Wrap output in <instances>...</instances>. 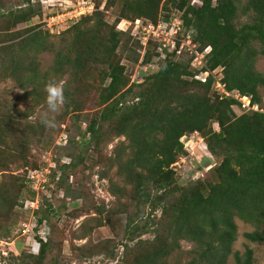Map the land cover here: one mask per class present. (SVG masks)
<instances>
[{
	"label": "trees",
	"instance_id": "trees-1",
	"mask_svg": "<svg viewBox=\"0 0 264 264\" xmlns=\"http://www.w3.org/2000/svg\"><path fill=\"white\" fill-rule=\"evenodd\" d=\"M117 1L121 3L119 20L142 18L155 22L159 5L164 0H105L104 9L93 0L96 10L81 16L80 21L94 19V23L86 31L78 29L70 49L65 45L55 49L48 32L37 26L21 31L12 29L39 15L38 3L24 0L15 9L0 6V81L12 78L23 88L31 85L25 95L33 104L24 119L45 100L41 86L46 84L45 76L49 71L62 76L82 75L85 56L102 53L95 49L86 53L88 49L81 42L88 38L86 32L99 34L103 31L106 34L103 48L109 52L115 50V38L123 32L116 28L118 19L112 25L106 23L103 10L105 5L111 7ZM191 1L171 2L181 13L183 25L191 33L198 51L210 47L202 70L221 67V83L225 90L248 97L250 105H257L259 110L236 114L232 106L239 101L220 98L212 92L210 75L204 82L187 79L196 71L188 62L177 61L170 54L158 62L154 74L139 83L130 82L122 64L109 61L100 79L98 109L85 133L95 146L103 142L106 135L124 138L116 147L112 163L123 181L133 184V192L143 198L142 203L148 204L150 214L160 209V217L152 223L151 240L138 239L146 225L139 231L135 220H129V241L138 239L134 244L137 253L131 264H227L230 257L234 264H252L253 252L249 247L242 254L232 247L237 236L236 218L255 228L243 234L247 240L264 244V106L259 107L264 74L254 69L257 57L264 56V0H200L198 4ZM239 16L247 17L246 21L237 22ZM97 46H101L100 41H96ZM50 51L53 52V65L42 72L37 58ZM153 56L147 53L144 62H150ZM39 78L44 80L38 82ZM64 88L68 101L64 105L63 116H66L69 110H76L77 97L70 92L67 81ZM19 120L11 115L4 116L0 122V185L8 175L5 173L9 168L8 159L21 154L22 145L26 147L27 141L37 135L36 127L41 125L37 120L29 122L28 132L22 134L18 149L20 132L16 127ZM213 123L217 129H213ZM192 133L203 137L210 154L207 158L213 166L202 178L181 184L173 165L187 155L180 138ZM89 140H82L81 144ZM72 143L67 140L66 144ZM207 158L199 160V170H203V159ZM70 159L68 164L60 165V169L75 167L73 156ZM123 192L118 194L123 195ZM7 201L0 192V205L4 204L10 211L15 204L6 205ZM53 211L47 203L45 213ZM38 212L42 213L40 209ZM43 221L47 222L44 213L37 218V225ZM181 241L193 243V248L187 251L189 259L172 263L171 257L181 249ZM49 244L48 237L41 242L36 255L24 254L20 261L43 264Z\"/></svg>",
	"mask_w": 264,
	"mask_h": 264
},
{
	"label": "rangeland",
	"instance_id": "rangeland-1",
	"mask_svg": "<svg viewBox=\"0 0 264 264\" xmlns=\"http://www.w3.org/2000/svg\"><path fill=\"white\" fill-rule=\"evenodd\" d=\"M22 1L24 0H0V6L3 5L4 9H15L22 4ZM32 1L39 4L41 13L27 22L18 23L12 29L21 31L28 27L37 26L48 32L55 49L63 47V45L69 49L73 48L71 44L78 29H85L86 31V28L94 23V19L81 22L78 18L74 23L62 24L64 30H59V33L56 32V29L50 32L47 30L44 19L56 13L67 12L68 6L74 0ZM88 1L93 2V0ZM95 1L100 9H104L105 0ZM171 1L164 0L160 3L157 21L137 19L143 23L156 24L172 17L181 18V13L177 11ZM120 9L121 3L118 1L108 8L105 5L103 11H105L104 18L107 24L112 25L117 19L118 22L120 21ZM165 15L168 16L167 19H165ZM246 19L245 16H239L236 21L242 23ZM68 25L70 28H66ZM131 28L129 27L125 32L121 31L123 34L115 38L117 46L111 52L102 46L103 41L106 40V34L103 31L99 34H95L93 31L91 33L86 32L88 38L81 41L88 49L86 53L92 49L100 50L102 53L98 56L92 54L85 56L86 66L83 74L62 76L49 71V75L45 76L46 83L50 80L63 83L67 81L70 92L77 97V105L74 108L76 110H69V113L63 116L65 111L63 106L61 112L55 117V127L48 128L40 123V114L46 110L45 100L34 108V113L29 118H23L25 113L31 110L33 104L30 97L25 95V90L31 88V85H26L23 88L12 78L0 81V122L4 116L9 118L13 115L20 119V124L16 127L20 132V134L18 133L20 137L17 138L18 149L21 145L22 134L28 132L29 122L37 120L39 121L38 124H41L36 127L37 135L29 142L27 141L26 147L22 145V155L17 152L18 154L14 155L13 158L8 159L9 168L8 171H5L8 175L7 177L4 176L5 183L0 185V192L8 199L5 204L9 205V202L15 204L10 211H8L9 207H4V204L0 205V264H23L20 257L29 252L25 247V237L21 236L20 229L32 217L37 220L43 213L46 214L47 222L42 231L45 232L47 239L49 237L50 243L43 264H131L137 253L134 247L137 240H151L153 238L152 223L160 217V209L150 214L148 204L144 205L142 203L143 198L136 196L137 193L133 192V184H127L123 181L122 176L118 174L117 166L111 161L116 152V147L124 141V138L106 135L103 142L101 141L98 146H95L85 133L89 120L98 109L97 96L100 87H102L100 79L103 76V71L106 70L107 62L116 61L122 64L124 74L130 82L134 83L141 82L145 77L158 70V62L160 61L157 52L159 41L148 40L147 44L143 46L139 40L132 36ZM185 29V27L182 28L179 35L186 32ZM3 39L5 38L3 37ZM96 41H100L101 46L96 47ZM105 44L108 45V43ZM204 49L198 52L205 54ZM147 53L154 55L150 62H144ZM174 59L188 62V65L196 71L195 73L202 71L200 66L196 64L197 62L193 64L192 57L188 58L187 55L183 54L174 57ZM37 61L42 72L50 70L53 65V52L41 53ZM254 69L264 74V56L257 57ZM210 76L212 78L211 91L219 95L217 83H221L222 68L217 67ZM187 79L201 81L195 78V74L192 78L188 77ZM43 80V78H39L38 82ZM44 85L41 86L42 90ZM259 91L261 96L259 107H262L264 106V90L260 88ZM127 99L129 101L131 98ZM243 103L244 99L239 101V104L232 106L236 114L249 110L243 108ZM212 126L213 129H217L214 123ZM62 133L66 135L67 140L73 141L71 145L57 144ZM9 136V134L6 135L8 141L11 138ZM82 140H89V142L81 144ZM192 145L195 154L192 156L189 154V158H183L176 165V173L178 172L180 176L185 171L187 173L194 171L197 162L205 155L204 141L200 142L194 138ZM70 156L74 158L75 167L60 169V165L70 162ZM21 157L24 160H21ZM202 164L208 165L207 160L203 159ZM36 174L39 175V179H42V175H44L46 181L41 183L36 178L32 180L29 178ZM1 178L2 175H0V180ZM61 179L62 183L59 184ZM16 181L18 182L16 183ZM179 183L183 184L181 181ZM121 190L124 191L123 195L118 194ZM67 191L68 194H66ZM47 203L54 209L53 212L45 213ZM39 209L42 213L38 212ZM130 219L135 220L137 223L135 225H138L139 231H142V227L146 225L143 234L134 241H129L131 237ZM235 223L237 236L233 243V250L242 254L245 248L249 247L253 252L252 264H264V244L251 242L243 236L245 232L253 231L255 228L238 218L235 219ZM192 248L193 243L181 241V249L171 257V262L174 263L178 259L181 262L186 261L189 259L187 251ZM227 264H234L232 257L228 259Z\"/></svg>",
	"mask_w": 264,
	"mask_h": 264
},
{
	"label": "built area",
	"instance_id": "built-area-1",
	"mask_svg": "<svg viewBox=\"0 0 264 264\" xmlns=\"http://www.w3.org/2000/svg\"><path fill=\"white\" fill-rule=\"evenodd\" d=\"M191 2L198 4L200 3V0H192ZM94 10L95 5L93 2L88 0H74L72 4L68 6L67 12H60L56 13L55 15H50L46 17L44 19L45 25L47 27V30H49L50 32H53V29H56V32L59 33V30H64L62 29V24L74 23L81 16L91 14ZM168 20V22L160 21L156 24H152L149 22L143 23L140 19H121L117 23L116 28L120 31L125 32L129 27H132V36L139 40L143 46L147 44L148 40L159 41L157 51L159 53V60L164 59L167 54L173 55L174 57H178L184 54L188 57H192L193 64L197 62L196 64L200 66L202 70L205 67V56L209 53L210 47L207 46L204 49L205 54L199 53L195 43H193L192 41L191 33L188 30L185 29L186 32L181 33V35H179V32L182 30V28H184L182 19L172 17ZM68 27L69 25L66 28ZM213 72L214 70H202L199 73H195V78L201 80V82H204L209 75L213 74ZM217 86L220 91V98H234L237 101H241L242 99H244V103L242 104L243 108H247L249 110L254 111L259 110L257 105H250L248 97L240 96L236 91L229 92L225 90L224 85L220 82L217 83ZM194 138L200 140V142L204 141L203 137L196 133L183 135L180 138V141L183 144V148L187 153V155L183 158H189L190 155L192 156L193 154H195L193 149L194 146L192 145V141ZM66 143L67 137L65 134L62 133L58 138L57 144L65 145ZM203 148L205 150V155L202 158H210V154L207 150L205 142ZM183 158H181L178 162L174 163L173 166L175 168V171L176 165H178ZM206 160L208 165L202 164L203 170H199L196 165L194 171H190L188 173L187 171H185V173L183 172V175H181L183 177H181L177 172V175H179L180 177V181L186 183V181H193L202 178L204 176V173L213 166V163L209 162L210 160L208 158ZM29 178L31 180L33 178H36L37 181L40 180L41 183H44L46 181L44 175H42V179H39V175L37 174L31 175ZM36 208L37 206L35 207V209ZM45 224L46 221H43L41 224L37 225V220H34L32 217L29 222L24 223L22 225L23 227L20 229V234L22 237H25L24 244L29 253L37 254L41 247V242H45L47 240L45 232L42 231V228L43 226H45ZM40 228L41 230H39Z\"/></svg>",
	"mask_w": 264,
	"mask_h": 264
},
{
	"label": "clouds",
	"instance_id": "clouds-1",
	"mask_svg": "<svg viewBox=\"0 0 264 264\" xmlns=\"http://www.w3.org/2000/svg\"><path fill=\"white\" fill-rule=\"evenodd\" d=\"M46 110L40 114V123L45 127H55V117L59 114L63 106L68 102L65 96L63 82L50 80L44 85Z\"/></svg>",
	"mask_w": 264,
	"mask_h": 264
}]
</instances>
